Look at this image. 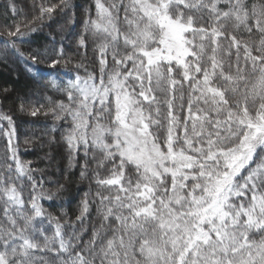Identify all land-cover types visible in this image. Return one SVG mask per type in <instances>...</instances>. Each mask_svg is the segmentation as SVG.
Segmentation results:
<instances>
[{
    "label": "snow or ice",
    "instance_id": "1",
    "mask_svg": "<svg viewBox=\"0 0 264 264\" xmlns=\"http://www.w3.org/2000/svg\"><path fill=\"white\" fill-rule=\"evenodd\" d=\"M223 2L94 0L95 17L89 9L76 44L86 49L88 33L100 41L98 76H80L83 64L69 68L71 58L62 41L56 48L54 36L43 50L25 54L19 46L46 18L67 17L73 25L72 0L41 3L31 21L0 37V59H18L43 89L67 98L49 97L46 110L21 103L19 111L71 117L63 140L70 153L84 149L81 177L90 172L89 151L97 150L103 158L93 178L115 190L97 193L102 220L87 243L75 233L65 239L64 225L40 204L53 197L38 191L43 181L17 155L13 117L0 113L11 129L7 160L14 162L0 170V264H36L40 250L60 257L59 264H264V0H226L222 9ZM227 21L259 33V43L226 34ZM229 36L227 55L234 49L236 60L226 71L222 40ZM107 163L110 175L101 178L98 169ZM24 176L32 182L31 215L15 183ZM82 203L80 222L89 210L88 200ZM45 217L55 223L51 237L42 227Z\"/></svg>",
    "mask_w": 264,
    "mask_h": 264
},
{
    "label": "trees",
    "instance_id": "2",
    "mask_svg": "<svg viewBox=\"0 0 264 264\" xmlns=\"http://www.w3.org/2000/svg\"><path fill=\"white\" fill-rule=\"evenodd\" d=\"M251 5L257 0H247ZM35 3L36 7H33ZM41 3L51 4L59 3V0H0V37L7 38V31L14 28L16 24H27L33 19V16L38 15L39 5ZM73 8L69 10L68 15L75 13V23L69 25L67 17L55 15L52 20L47 18L44 21V27H39L38 31L31 34L28 38L29 43L19 45L27 54L30 49H41L51 47V38L54 36L56 48L59 49L61 41L63 42L66 57L71 58L69 68H73L76 64H83L84 67L79 69V75L84 77L88 73L99 75V50L97 48L98 39L92 38L91 33H88L87 48H77L76 40L81 33H84V21L88 18V10L91 9L93 18L95 17L94 0H72ZM226 7V0L221 4V8ZM122 15V13H121ZM207 20V16H205ZM226 34L231 33L237 36V39L248 40L256 44L259 43V33L249 35L243 28L236 29L234 22L227 21ZM73 33L72 36L64 38L67 33ZM62 38H64L62 40ZM230 43L228 39L222 40L224 51L221 55L224 58L225 70L229 65L235 66V50L233 49L231 59L227 55V47ZM0 41V47H2ZM121 51L123 47L121 45ZM111 61V54L108 56ZM243 65V61H241ZM111 63L109 70H111ZM128 67H131L129 63ZM77 73L72 72L74 77ZM68 75L62 74V79L67 80ZM179 78V77H178ZM44 81L48 77L43 78ZM8 89L7 92L4 90ZM160 98H164V94H158ZM178 99L177 105L181 103L178 91L176 93ZM53 101L67 102L66 95H63L53 90L43 89L37 84L30 73L27 71V66L14 57H9L7 60L0 59V113L11 115L14 119L15 127L18 133V139L14 141L17 148V155L21 162L27 163L28 168L32 171V175L37 182L43 181L42 188L38 191H43L46 196L51 195V200L42 198L41 206L55 217L62 225L65 233V239L78 234L83 243H87L92 236L93 225L97 228L101 224L102 216L98 211L100 209V199L97 193L102 195H114L115 190L109 188H101L93 178L92 169H96L97 162L103 158V154L97 150L89 151L87 159L89 160L90 172L87 178L81 177V166L85 161L84 149L80 147L78 153H70L63 136L66 135L67 129L70 127L71 117L64 120H55L52 115L45 116L40 114L38 117H31L26 113L19 111L21 103L25 104L26 109L32 106H43V109L51 107L48 103V98ZM187 88L184 90V106L187 107ZM166 105L162 107V112L166 114ZM183 114V113H181ZM106 122V121H102ZM11 131L6 120H0V170L3 169L6 163L14 162L7 160L11 156L8 151L9 138L7 132ZM165 132L164 129H161ZM166 134V132H165ZM74 159L70 161L69 157ZM95 156V159H93ZM111 163H107L105 167L98 169L101 178L110 175ZM134 172L135 170L132 169ZM15 175V173H13ZM18 188L22 187L21 196L26 202L25 212L31 215L30 199L32 195V182L27 176L17 180ZM63 185V189H57ZM87 199L89 202L88 213L85 214L83 222L77 220L80 216L83 201ZM237 203L239 201H236ZM5 205L0 201V218H3V208ZM15 212V209H11ZM41 226V225H38ZM42 227L47 228L45 235L51 237L55 232V223H49L47 217L43 220ZM257 239L259 236L256 237ZM43 246V237H38V241ZM73 240V243H76ZM58 247V245H56ZM36 264H59L60 257H57L51 251H36ZM99 264V261H97Z\"/></svg>",
    "mask_w": 264,
    "mask_h": 264
}]
</instances>
